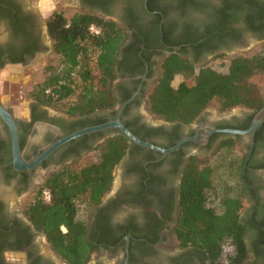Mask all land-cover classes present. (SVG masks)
<instances>
[{
  "label": "flooded vegetation",
  "instance_id": "obj_1",
  "mask_svg": "<svg viewBox=\"0 0 264 264\" xmlns=\"http://www.w3.org/2000/svg\"><path fill=\"white\" fill-rule=\"evenodd\" d=\"M53 1L72 9V15H94L124 32L125 41L115 63L117 78L112 84L117 102L112 108L82 116L69 115L29 95L25 96L27 106H12L10 99H0L15 120L23 164L35 161L75 132L109 122L119 121L140 141L167 151L197 135L203 126L215 131H246L264 109L239 107L238 113L231 110L216 117L203 110L190 124H184L155 116L147 101L163 75V65L172 57L189 62L196 70L174 76H196L197 69L209 60L226 58L229 62L245 56L252 44L262 50L264 0ZM32 3L0 0V73L19 67L18 76H26L31 64L55 55L47 22L59 11L48 10L43 15ZM262 96L264 103V89ZM120 135L127 147L113 170L110 189L97 203L84 201L77 206L76 216L85 223L86 237L98 246L87 264H125V237L126 264H210L198 249L183 248L175 238L182 177L191 160L200 167L206 165L202 163L226 139L231 138L237 147L244 146L247 156L253 131L244 135L214 132L204 147L184 142L165 154L136 145L116 128L105 129L68 141L30 170L15 171L10 130L1 118L0 264H66L51 251L30 220L28 209L37 199L51 201V192L44 189L51 176L66 173L70 166L97 162L99 146ZM242 174L250 207L244 208L240 217L248 225L245 242L251 247L264 232V123L254 132ZM261 250L260 256L245 264H264V246Z\"/></svg>",
  "mask_w": 264,
  "mask_h": 264
},
{
  "label": "trees",
  "instance_id": "obj_2",
  "mask_svg": "<svg viewBox=\"0 0 264 264\" xmlns=\"http://www.w3.org/2000/svg\"><path fill=\"white\" fill-rule=\"evenodd\" d=\"M47 27L58 64L47 67L50 76L28 95L69 115L87 116L112 108L117 102L112 91L117 78L115 63L125 41L124 32L115 23L94 15L67 18L62 12H54ZM91 27L100 33L95 35ZM162 70L147 101L149 111L165 120L190 124L212 101L217 102L220 113L237 107H264L262 92L252 80L264 75V47L258 54L233 58L226 72L199 67L196 76H183L191 79L189 85L183 82L177 88L171 86L174 75L193 73L195 68L175 56ZM78 89L82 92L76 96ZM126 147L121 135L107 139L98 148L97 162L70 166L66 173L51 176L44 186L51 192V201L37 199L28 209L30 220L62 262L87 264L98 249L86 237L85 223L77 219V206L84 201L97 203L98 197L110 189L113 170ZM235 147L231 138L226 139L219 144L212 162L200 167L191 160L180 185L176 241L183 248L198 249L210 264H221L226 242L233 247L226 264H245L260 256L264 246V232L251 242V247L245 242L248 225L240 216L246 190L242 174L246 155H236ZM217 176L220 179H215Z\"/></svg>",
  "mask_w": 264,
  "mask_h": 264
},
{
  "label": "rangeland",
  "instance_id": "obj_3",
  "mask_svg": "<svg viewBox=\"0 0 264 264\" xmlns=\"http://www.w3.org/2000/svg\"><path fill=\"white\" fill-rule=\"evenodd\" d=\"M32 7L38 9L41 14L44 15L46 11H59L62 12L67 18H69L72 13L74 12L72 9L69 8H63L60 6L59 2L57 4L55 1L51 0H36V2L33 0V3L30 4ZM48 13V12H47ZM261 49L258 47V44H252L249 47V50L243 53L245 56H252L255 54L260 53ZM224 60V61H223ZM58 64V57L56 55H53L50 58H42L39 59L38 62L31 64V67L26 71V76H18L20 74V68L19 67H10L7 68L5 71L0 73V99L1 101H7L11 100V105L13 106H27L28 102L25 99V96H28L30 91L37 85L44 81L46 76H40V73L44 74L47 73L46 70L44 71L45 67L53 66L57 67ZM228 64V59H213L209 60L206 64V66H209L213 68L214 70L218 72H226ZM13 75V76H11ZM185 82L189 85L191 83V79L183 78V76H174L171 86L173 88H177L180 83ZM255 84L259 87V89H264V75H258L254 79ZM82 92L81 89L77 90V95ZM242 108V107H241ZM241 108L237 107L234 111L235 113H238ZM206 112L211 113V117L221 116L228 114L227 112L218 115V104L216 101L210 102L207 107L204 109ZM230 111V112H232ZM248 138L246 137L245 140ZM244 148V146H243ZM242 147H235V154L242 156V154H245V148ZM214 153L208 158L207 161L203 162L202 164H207L210 161L212 162L214 160ZM220 179L219 176H217L215 179ZM223 180V179H222ZM227 182L229 184L232 183V181L227 179ZM216 183V181H214ZM222 184H225V181H221ZM218 186V185H217ZM213 198V197H211ZM214 205V204H212ZM232 253V247L229 244H225L223 247V253L220 258V263L225 264L226 258Z\"/></svg>",
  "mask_w": 264,
  "mask_h": 264
},
{
  "label": "water",
  "instance_id": "obj_4",
  "mask_svg": "<svg viewBox=\"0 0 264 264\" xmlns=\"http://www.w3.org/2000/svg\"><path fill=\"white\" fill-rule=\"evenodd\" d=\"M0 118L6 124L8 129L10 130L12 155H13V169L15 171L30 170L31 168L37 166L43 159H45L47 156H49L51 153H53L59 147H61L62 145H64L65 143H67L68 141H70L76 137L86 135V134H90V133H94V132H98V131H102L105 129H112V128L118 129L125 137H127L129 140L133 141L136 145H139L141 147H144V148L156 151V152L165 153V154H168V153L176 150L184 142H191L197 146L204 147L208 142V138L214 132L244 135V134H248L250 131H253V135L251 138L250 153L246 156L245 163L243 166V169H245L246 163L250 157L251 150H252L254 132H255V130H257L259 128L261 123H264V109H262L259 113H257V115L253 119L251 126L246 131H237V130H219V131L217 130V131H215L209 127L203 126V127H201V129L197 133V135H195L191 139H183L175 147H173L172 149L167 150V151L153 147L152 145H150L148 143L140 141L137 137H135L133 134H131L119 121L109 122V123L101 125V126L88 128V129H84V130L75 132V133L63 138L62 140H59L56 144H54L52 147H50L39 158H37L35 161L31 162L30 164H23L21 161L20 150H19V140H18L17 128L15 125V120L13 119L11 114L1 106V104H0ZM125 241H126V258H125V264H126L127 237H125Z\"/></svg>",
  "mask_w": 264,
  "mask_h": 264
},
{
  "label": "built area",
  "instance_id": "obj_5",
  "mask_svg": "<svg viewBox=\"0 0 264 264\" xmlns=\"http://www.w3.org/2000/svg\"><path fill=\"white\" fill-rule=\"evenodd\" d=\"M90 30H91V32H93L94 34H98L99 33V30L98 29H96V28H94V27H91L90 28ZM44 193V196H45V198H49V195H48V192L47 191H44L43 192ZM225 244H229V242H226ZM224 244V245H225ZM230 245V244H229ZM231 246V245H230ZM224 247V246H223ZM232 247V246H231ZM223 253V252H222ZM233 254V247H232V253L230 254V255H232ZM229 255V256H230ZM227 259V258H226ZM227 263V260H226V262H225V264Z\"/></svg>",
  "mask_w": 264,
  "mask_h": 264
},
{
  "label": "crops",
  "instance_id": "obj_6",
  "mask_svg": "<svg viewBox=\"0 0 264 264\" xmlns=\"http://www.w3.org/2000/svg\"><path fill=\"white\" fill-rule=\"evenodd\" d=\"M258 76V75H257ZM256 78V76L255 77H253V82H254V79ZM255 83V82H254ZM244 208H249L250 207V202L245 198V196H244Z\"/></svg>",
  "mask_w": 264,
  "mask_h": 264
}]
</instances>
